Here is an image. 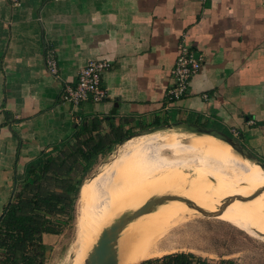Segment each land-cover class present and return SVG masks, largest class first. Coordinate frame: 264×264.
Wrapping results in <instances>:
<instances>
[{"label":"crops","instance_id":"crops-1","mask_svg":"<svg viewBox=\"0 0 264 264\" xmlns=\"http://www.w3.org/2000/svg\"><path fill=\"white\" fill-rule=\"evenodd\" d=\"M184 44L202 66L170 101ZM91 60L110 64L108 97L75 108L65 85ZM150 132L237 138L264 160V0H0V221L41 156Z\"/></svg>","mask_w":264,"mask_h":264},{"label":"rangeland","instance_id":"rangeland-1","mask_svg":"<svg viewBox=\"0 0 264 264\" xmlns=\"http://www.w3.org/2000/svg\"><path fill=\"white\" fill-rule=\"evenodd\" d=\"M165 131L183 132L168 129ZM151 133L153 132L114 146L108 153L94 158L86 172L84 169L88 161L83 158L81 150L91 151L97 139L87 145L81 141H73L70 150L64 149L52 156L54 170L62 175L71 169V175L82 176L83 181L72 210L58 212L54 220L61 234L43 237L44 244L47 245L45 264H72L73 251L83 239L91 237L94 228H110L115 225L117 236L128 222L129 227L120 237L135 232V241L145 250L152 252L151 257L137 264L178 260L183 261V264H264V210L254 203L256 199L253 198V193L261 181L254 179L244 185L240 182L250 174L251 166L259 167L262 173L264 168L255 164V159L249 160L246 157L248 173H245L246 176L235 177L233 171L227 172L226 166L219 180L232 187L230 191L223 192L188 187L184 183L185 179L198 175L197 169L190 164L178 165L176 172L174 169L161 168L151 177H137L133 174L135 167L131 162L140 149L154 146L158 136ZM161 137V146L169 148L180 136L169 139L166 136ZM229 142H234V145L241 149L242 145L237 138ZM151 150L147 156L148 160L168 153L167 149L159 147ZM246 153L248 151H245ZM198 158L202 163L204 154H200ZM213 161H219L224 166L229 165L224 157L216 155L211 156L207 165ZM205 170L206 168L204 172H207ZM103 179H111L114 189L101 185ZM27 183L34 191L37 190L36 186L42 190H53L57 184L53 172L49 171L37 185L31 180L22 179L16 188L15 196L28 185ZM109 188L110 194L105 196L106 210L109 213L104 211L97 215V205H91L90 198L95 193L100 195L104 191L108 192ZM28 195L31 194H24ZM170 196L171 201L164 205L158 214L156 206L160 204L161 199L168 200ZM148 202L151 204L150 211H142ZM119 209L121 214L117 213V216L115 212ZM144 212L146 215H143ZM105 215L111 218L106 219ZM141 225L145 227L143 232L139 228ZM5 251L6 248L0 249V253Z\"/></svg>","mask_w":264,"mask_h":264},{"label":"bare ground","instance_id":"bare-ground-1","mask_svg":"<svg viewBox=\"0 0 264 264\" xmlns=\"http://www.w3.org/2000/svg\"><path fill=\"white\" fill-rule=\"evenodd\" d=\"M158 147L165 148L168 150V153L161 157H152L151 159H147L148 154L152 151L151 149H156ZM169 150L171 152L169 153ZM204 154V159L198 158L200 154ZM216 155L220 157H224L229 165H222L219 161H213L210 165H207L211 160V156ZM244 154L240 153L233 145L230 143L221 140L215 139L213 137L198 134V133H187L183 136H180L176 139L173 146H161V141H154V146L140 149L136 153V157L132 160V164L135 167V172L133 173L137 177H151L155 174L159 169L170 168L174 169L176 172L178 170L177 166L181 164H190L194 168L197 169L198 175L194 178H186L184 183L193 189L196 190H208V191H230V185L220 182V178L223 175V169L226 168L227 172L233 171L235 177L245 175L247 167L249 166L246 163V158ZM255 164H258L255 162ZM247 166V167H246ZM255 165L250 167V174L248 176H244L241 185H244L247 182H252L254 179H257L260 182V186H258L256 191L253 193V198L255 200V204L258 205L261 209L264 210V190L261 192V189H264V172H260L259 167L254 168ZM206 168L204 172V169ZM253 184V183H251ZM101 185H108L114 189V184L111 179H103ZM111 188L104 191L103 194L93 195L91 200V205L96 206V214L101 215L104 211L109 213L107 209V203L105 196L110 194L109 191ZM170 200L161 199L160 204L156 206V209L162 211L164 205H168ZM165 201H167L165 203ZM150 211V208H149ZM148 211V212H149ZM121 210H117L115 214H121ZM117 214V216H119ZM156 214V215H158ZM146 215V212L143 213ZM155 215V216H156ZM106 219H110L111 217L105 215ZM130 223L128 222L125 227L122 229L121 233L116 236L114 242L112 243V251L111 254L116 258L117 264H137L142 260L149 258L152 256V252L148 249L145 250L142 248L135 240L136 234L135 232L130 233L129 236L120 237L125 231L127 227H129ZM141 232L145 230L144 225L140 227ZM109 228H94L92 231V235L89 238L83 239L79 246L72 253V264H87L89 261V257L92 254L94 248L97 246V241L100 239L103 231ZM136 262V263H135Z\"/></svg>","mask_w":264,"mask_h":264},{"label":"trees","instance_id":"trees-1","mask_svg":"<svg viewBox=\"0 0 264 264\" xmlns=\"http://www.w3.org/2000/svg\"><path fill=\"white\" fill-rule=\"evenodd\" d=\"M124 139L110 143L105 147L102 143L93 146L89 152H83V158L87 160L84 172L88 171L94 158L106 154L113 149L115 144L125 142ZM226 142L229 140L222 139ZM87 141L84 144H89ZM61 152V148L58 149ZM56 152V151H55ZM52 154L43 155L30 164L27 168L24 181H33L37 185L43 176L49 171L57 182L53 190H31L28 185L16 195L5 209L0 221V249L6 251L0 253L1 264H45L47 245L44 244V235H59L61 230L55 225L58 212L64 213L72 210L74 200L79 194L83 177L73 176L69 171L60 174L52 168L54 158ZM92 158V159H91ZM264 163V160H259ZM31 194L24 196V194ZM179 263L183 261L178 260Z\"/></svg>","mask_w":264,"mask_h":264},{"label":"built area","instance_id":"built-area-1","mask_svg":"<svg viewBox=\"0 0 264 264\" xmlns=\"http://www.w3.org/2000/svg\"><path fill=\"white\" fill-rule=\"evenodd\" d=\"M11 2L18 4V0H11ZM47 65L51 72L56 73V62L51 57L47 58ZM201 66V60L195 57V53L191 47L185 44L182 45L180 48V56L172 72L174 84L167 94L170 101H179L188 95L191 80L199 72ZM109 67L110 64L106 62L89 61L81 70L77 84L75 86L65 85L63 99L75 108H79L89 100L100 102L106 99L108 94L103 87V75ZM151 264L157 263L153 262ZM158 264L183 263L162 261Z\"/></svg>","mask_w":264,"mask_h":264},{"label":"water","instance_id":"water-1","mask_svg":"<svg viewBox=\"0 0 264 264\" xmlns=\"http://www.w3.org/2000/svg\"><path fill=\"white\" fill-rule=\"evenodd\" d=\"M228 143L233 145L240 153L247 156L249 160L255 159V157L251 153L245 154V149L243 146H241L240 149L234 145L235 144L234 142H228ZM255 162H257L258 165L264 168L263 162H260L259 160H256ZM165 200H167V198ZM150 205H151L150 202H148L147 205H145L144 209H142V211H147L150 208ZM116 230H117V226L113 225L109 229L103 231L97 243V246L94 248L92 254L89 257V261L87 262V264H117L116 258L111 254L112 243L116 237L115 235Z\"/></svg>","mask_w":264,"mask_h":264}]
</instances>
